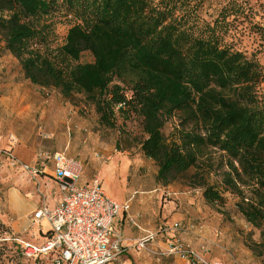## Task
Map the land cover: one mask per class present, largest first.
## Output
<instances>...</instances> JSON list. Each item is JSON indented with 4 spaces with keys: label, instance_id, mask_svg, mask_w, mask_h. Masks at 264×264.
<instances>
[{
    "label": "trees",
    "instance_id": "obj_1",
    "mask_svg": "<svg viewBox=\"0 0 264 264\" xmlns=\"http://www.w3.org/2000/svg\"><path fill=\"white\" fill-rule=\"evenodd\" d=\"M203 4L0 0V39L31 85L66 99L81 95L83 109H93L99 126L112 127L115 113L134 116L144 135L140 152L156 165L159 184L184 180L199 188L211 207L222 205V193H230L245 221L259 229L264 66L224 43L235 3L223 6L212 21L202 17ZM58 23L67 25L66 35L51 49ZM84 53L89 61H81ZM174 117L177 124L165 136L162 130ZM212 153L219 155L220 178L209 185Z\"/></svg>",
    "mask_w": 264,
    "mask_h": 264
},
{
    "label": "rangeland",
    "instance_id": "obj_2",
    "mask_svg": "<svg viewBox=\"0 0 264 264\" xmlns=\"http://www.w3.org/2000/svg\"><path fill=\"white\" fill-rule=\"evenodd\" d=\"M232 2L238 10L227 18L224 43L264 66V0H204L202 17L212 21L223 6ZM66 31L67 25L56 24L51 49L62 45ZM89 60L90 56L84 53L81 61ZM83 108L81 95L66 99L53 89L31 85L0 39V264H52L51 255L47 259H25L20 253V242H37L27 227L17 230L23 223L26 203L38 198L30 176L12 166L11 157L27 164L17 155L38 150L63 151L79 159L80 184L89 183L98 175L101 188L109 197L119 204H130L126 225L130 234H135L122 236L123 255L146 252L151 255V264H185L180 256L167 253L173 239L167 235L163 237L166 240L161 238L164 243H159L158 236L146 249L139 250L135 245L144 234L138 226L155 232L161 224L177 223L198 230L196 234L179 231L176 238L205 261L263 264L264 256L260 258L250 249L264 253V237L260 234L264 232V219L259 229L249 225L235 207L238 198L230 193H222V205L211 207L203 201L200 189L184 180L159 184L156 165L140 152L139 141L144 135L139 121L132 115L124 118L115 113L113 126L103 128L93 109ZM176 120L174 117L166 123L162 130L165 136ZM211 157L214 167L207 179L209 185L218 183L220 178L216 168L219 155L212 153ZM38 196L40 204L45 202L43 194ZM142 260L134 259V264H141Z\"/></svg>",
    "mask_w": 264,
    "mask_h": 264
},
{
    "label": "built area",
    "instance_id": "obj_3",
    "mask_svg": "<svg viewBox=\"0 0 264 264\" xmlns=\"http://www.w3.org/2000/svg\"><path fill=\"white\" fill-rule=\"evenodd\" d=\"M41 162L31 166L11 157L12 166H18L32 181L45 174L51 166L50 174L56 184L59 198L49 209L43 202L32 214V224L45 221L49 230L41 244L20 242L21 255L25 259L52 256V264H112L124 251V241L114 230V219L120 213H128L130 204H119L101 188L98 175L89 183L80 184L82 164L77 158L65 156L61 151L42 152ZM38 191V189H37ZM188 231L177 223L161 224L157 231L145 230L135 245L146 249L158 236L168 233ZM168 254L178 255L189 264H222L208 262L197 255L189 246H183L176 236H172Z\"/></svg>",
    "mask_w": 264,
    "mask_h": 264
},
{
    "label": "crops",
    "instance_id": "obj_4",
    "mask_svg": "<svg viewBox=\"0 0 264 264\" xmlns=\"http://www.w3.org/2000/svg\"><path fill=\"white\" fill-rule=\"evenodd\" d=\"M52 151L53 150H38L37 152L36 151H34V152L33 151H28L27 152L28 154L27 153L26 154L25 153L24 154H20V155L18 154L17 156L20 157V159L23 160L24 162H27V164H29L31 166H36V165H38L41 162L40 154L42 152H52ZM61 152H63V151H61ZM65 156H67V155L65 154ZM67 157H69V156H67ZM71 158H74V157H71ZM50 170H51V166H49V170L45 174L43 173L42 175L37 176L36 181L38 182V187H37L36 182H34L32 180L30 181V182H32L33 188L35 189V192L37 193L36 194L37 198L39 200L38 199L37 200L33 199V201H34L33 203H31V202H27L26 203V208L24 209L25 214H24V217H23V220H22L23 223H21L19 225V227L17 228L18 231L21 228H25V227H27L29 229L30 234L33 236V239L35 240V242H37V243L29 242L30 244H35V245L41 244L43 242V240H44L45 234H47V232L49 230L48 224L45 221H41V222L36 223V224L33 225L31 219L28 218L29 214L32 215L41 206L40 197L38 196V194H43L45 196V202L44 203L49 209H52L57 204V201H58V198H59V193L57 191L56 184H55V182L53 181V179L51 177ZM37 189H38V191H37ZM33 207H35V208L32 211ZM127 217H128V213H120L114 219V223H113L114 230L121 237L122 236L131 237L133 234H135V233H131L130 234V231L127 228V225H126L127 222H128ZM34 226L38 227L36 229V231L31 230L32 227H34ZM138 228L140 230H142V231H145L144 229L140 228L139 226H138ZM187 229H188V231H185V232L189 233V234H196V232L198 231L196 228H194V226H191V225L188 226ZM167 236L172 238V236H176V233H173V234L172 233H168ZM163 237L164 236H160L159 237L160 238L158 240L159 243L163 242L162 239L166 240ZM122 253L118 256V258L116 260V264H134L135 263L134 259H138V258L139 259H143L141 261V264H151L152 263L151 255L149 253H146V252L135 253L134 252V253H132L130 255H123ZM39 258L41 259V258H46V257H39ZM182 259L184 260L185 264H189V261L185 260L184 258H182Z\"/></svg>",
    "mask_w": 264,
    "mask_h": 264
}]
</instances>
